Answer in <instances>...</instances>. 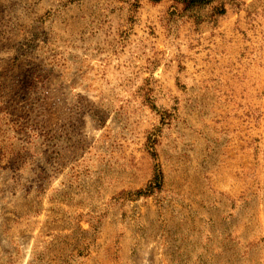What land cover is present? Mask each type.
<instances>
[{
  "label": "rangeland",
  "instance_id": "374dc122",
  "mask_svg": "<svg viewBox=\"0 0 264 264\" xmlns=\"http://www.w3.org/2000/svg\"><path fill=\"white\" fill-rule=\"evenodd\" d=\"M224 8L0 0V264H264V0Z\"/></svg>",
  "mask_w": 264,
  "mask_h": 264
},
{
  "label": "trees",
  "instance_id": "16d2710c",
  "mask_svg": "<svg viewBox=\"0 0 264 264\" xmlns=\"http://www.w3.org/2000/svg\"><path fill=\"white\" fill-rule=\"evenodd\" d=\"M178 4L182 5V12L184 15L193 17L195 19L203 18L204 14L201 10L210 7L211 11L206 15L208 17H214L216 15L223 14L225 12L224 5L227 0H174ZM235 3L237 0H231ZM157 168V167H156ZM155 168V169H156ZM162 183V173L160 170H155L152 179L149 181L148 185L144 190H138L139 194H149L153 188H160Z\"/></svg>",
  "mask_w": 264,
  "mask_h": 264
}]
</instances>
